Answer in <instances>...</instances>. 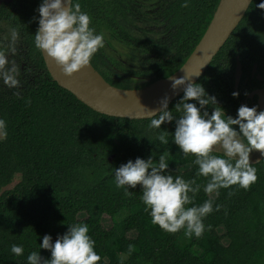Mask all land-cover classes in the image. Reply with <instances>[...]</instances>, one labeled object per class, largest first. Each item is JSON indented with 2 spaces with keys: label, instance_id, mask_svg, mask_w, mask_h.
I'll list each match as a JSON object with an SVG mask.
<instances>
[{
  "label": "trees",
  "instance_id": "obj_1",
  "mask_svg": "<svg viewBox=\"0 0 264 264\" xmlns=\"http://www.w3.org/2000/svg\"><path fill=\"white\" fill-rule=\"evenodd\" d=\"M74 2L89 14L90 27L103 37L109 32L112 42L123 49V55L116 57L104 44L91 59L93 70L112 87L141 90L169 78L183 65L219 0H187L186 7L185 0ZM261 2L252 0L196 82L216 97L225 115L235 117L245 100L244 105L260 111L256 97L247 96L264 87V9L257 7ZM39 3L13 0L0 6V32L15 27L19 34L13 61L20 69L19 87L0 83V118L8 131L0 141V264H27L31 251L49 258L47 250L39 249L43 235L52 237L50 229L56 225L63 234L69 224L80 223L88 226L95 241L98 264H264V156L252 162L257 179L247 190L234 185L220 189L218 195L205 194L207 181L197 175L194 157L182 154L171 141L174 121L162 122L169 144L161 145L156 140L160 130L148 127L151 118L129 120L96 113L51 80L33 44ZM236 60L242 75L234 98ZM182 96L168 105L174 115ZM206 107L210 114L211 106ZM161 154L168 161V174L201 185L193 204L213 201L214 210L203 219L205 231L199 238L186 236L184 229L162 231L145 211L139 185L129 189L131 196L115 186L113 169L129 159L153 155L155 160ZM16 175L19 181L9 188ZM102 216L109 218V227L103 226ZM12 244L22 245L24 254L13 255Z\"/></svg>",
  "mask_w": 264,
  "mask_h": 264
},
{
  "label": "clouds",
  "instance_id": "obj_2",
  "mask_svg": "<svg viewBox=\"0 0 264 264\" xmlns=\"http://www.w3.org/2000/svg\"><path fill=\"white\" fill-rule=\"evenodd\" d=\"M187 6V0L182 5ZM264 9V0L257 5ZM39 14L38 27L33 34L34 47L60 69L65 76H71L84 66H89L94 54L104 47V37L90 27L89 14L81 10L74 0H40L36 9ZM15 27L9 28L7 52L14 54L18 39ZM20 69L0 48V83L9 87L20 86ZM199 75V74H198ZM182 86L183 96L174 105V115L168 108V97L159 101L158 109L148 110L150 129H159L156 140L161 145L169 144V132L161 124L174 121L171 141L184 155L194 157L197 175L204 177L205 194H219L220 189L237 186L247 190L256 182V168L249 161V154L258 151L264 156V110L257 111L241 104L235 117L225 115L215 96L209 95L200 83L187 82L183 76L171 80V89ZM235 98L239 95L232 92ZM206 106H211L209 114ZM8 135L6 121L0 118V141ZM218 151L222 155H217ZM168 161L161 154L143 159H129L113 169L115 186L124 189L125 196H131L130 188L140 187V199L151 222L162 231L176 233L184 229L186 236L199 238L205 231L203 219L213 212V201L204 200L193 204L201 185L195 180L175 178L168 174ZM231 194V193H230ZM192 204L190 207L186 205ZM216 205V210H219ZM86 224H69L67 230L53 241L44 234L39 249L47 250L49 258L44 259L39 251L26 256L27 264H98L101 257L95 251V241L90 237ZM133 246H128L131 254ZM10 252L15 256L24 254L22 245L12 244Z\"/></svg>",
  "mask_w": 264,
  "mask_h": 264
},
{
  "label": "water",
  "instance_id": "obj_3",
  "mask_svg": "<svg viewBox=\"0 0 264 264\" xmlns=\"http://www.w3.org/2000/svg\"><path fill=\"white\" fill-rule=\"evenodd\" d=\"M11 2H13V0H0V5ZM251 2L252 0H219L218 5L211 18V21L209 22L201 39L199 40V42L197 43L191 54L188 56L186 61L183 63V65L167 79H170L172 77L178 78L180 76H183L187 82L196 83L204 74V72L206 71L207 67L209 66L214 56L218 53L220 48L224 45V43L228 40L230 35L236 29V27L244 17L246 11L248 10ZM41 57L47 73L49 74L51 80L55 82L58 87L69 92L79 102L87 106L89 109L105 116H109L113 118H123L129 120L149 119L151 118L149 116L152 113H150L148 110L158 109L159 101L164 96H167L169 98L168 99V105H169L174 99H176L178 96L183 94V90L181 89L182 86L178 87L175 91H173L170 87L171 85L170 84L164 92H162L156 98L151 100L142 101L139 103H129V104L114 102L105 99L82 87L77 82H75L70 76H65L60 71V69L56 67L53 64V62L49 60L46 56H43L41 54ZM255 71H256V67L254 66L252 71V77L255 75ZM241 75H242L241 66L238 60H236V68H235V76H234L235 92H237ZM256 78L259 81L262 80V78L259 75H257ZM162 80H166V79H162ZM119 90H124V89H119ZM254 97H256L257 99V104L259 106V109L263 110L264 87L252 91L250 94H248L247 99L252 100ZM245 103L246 100L244 101L243 104ZM111 159L112 156L109 157V161H111Z\"/></svg>",
  "mask_w": 264,
  "mask_h": 264
},
{
  "label": "bare ground",
  "instance_id": "obj_4",
  "mask_svg": "<svg viewBox=\"0 0 264 264\" xmlns=\"http://www.w3.org/2000/svg\"><path fill=\"white\" fill-rule=\"evenodd\" d=\"M75 82L87 90L114 102L139 103L156 98L164 92L174 78L161 80L142 90H119L106 84L89 66H84L70 76Z\"/></svg>",
  "mask_w": 264,
  "mask_h": 264
},
{
  "label": "rangeland",
  "instance_id": "obj_5",
  "mask_svg": "<svg viewBox=\"0 0 264 264\" xmlns=\"http://www.w3.org/2000/svg\"><path fill=\"white\" fill-rule=\"evenodd\" d=\"M8 33L4 36V39L7 41L9 38H8ZM104 44H105V47H106V49H108L109 50V52H110V54H112L113 56H116V57H118L119 55V57H121V55H123V49L121 48V46L120 45H117L116 46V44L115 43H113L112 42V36H111V34H109V32H107L106 34H105V37H104ZM0 46H3V45H0ZM7 46H8V44L6 45V47H5V49H3V50H5V52H6V54H8L9 55V59H11V60H13L14 58H15V54H16V56H17V52L15 51V53L14 54H10V53H8L7 52ZM1 48V47H0ZM16 49L18 48L17 46L15 47ZM121 60H123L124 61V57L123 58H121ZM22 69H23V76H24V78H27V76H28V72H27V65L25 64V63H23L22 64ZM33 75H31V77H32ZM217 153H222L221 151H218ZM262 156L260 155V153L258 152V151H252L250 154H249V161H250V163H252V162H256V161H258L260 158H261ZM17 181H19V175H16L15 176V178H14V180H13V184L9 187V188H11ZM121 218H118V220H120ZM101 221H102V224H103V226L105 227V228H107V227H109L110 226V220H109V218L107 217V216H102L101 217ZM60 226L59 225H56V226H54V227H52L51 229H50V231H51V233H52V239H53V241L56 239V237H57V235H60L61 233H60V228H59Z\"/></svg>",
  "mask_w": 264,
  "mask_h": 264
},
{
  "label": "flooded vegetation",
  "instance_id": "obj_6",
  "mask_svg": "<svg viewBox=\"0 0 264 264\" xmlns=\"http://www.w3.org/2000/svg\"><path fill=\"white\" fill-rule=\"evenodd\" d=\"M7 4H9V3H7ZM0 6H1V5H0ZM8 30H9L8 28H4L3 32H0V39L3 40V41H2V44H1V45H3V46H0L2 49H5L6 45L9 43L8 40L6 41V40L4 39V36L6 35V33H7Z\"/></svg>",
  "mask_w": 264,
  "mask_h": 264
}]
</instances>
